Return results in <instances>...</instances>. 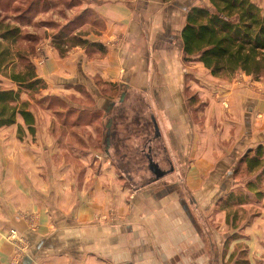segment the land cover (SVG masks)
<instances>
[{
    "label": "crops",
    "instance_id": "crops-1",
    "mask_svg": "<svg viewBox=\"0 0 264 264\" xmlns=\"http://www.w3.org/2000/svg\"><path fill=\"white\" fill-rule=\"evenodd\" d=\"M209 5L85 0L103 21L89 46L40 47L32 63L46 87L20 97L34 123L0 128V264L13 258L12 230L27 248L18 264H229L234 247L224 236L220 253L217 231L233 200L264 187V158L250 169L264 147V80L185 62L188 15ZM55 101L85 102V129L67 127ZM262 198L251 264L264 256Z\"/></svg>",
    "mask_w": 264,
    "mask_h": 264
},
{
    "label": "trees",
    "instance_id": "trees-1",
    "mask_svg": "<svg viewBox=\"0 0 264 264\" xmlns=\"http://www.w3.org/2000/svg\"><path fill=\"white\" fill-rule=\"evenodd\" d=\"M209 2L208 7L195 8L188 15L182 32L185 62L196 59L214 77L244 72L260 80L264 77V10L250 0ZM32 3L25 11L0 6V75L8 77L19 88L17 91L0 88V128L16 124L18 116L27 125H33L29 104L21 101V93L34 94L46 87L37 78L32 63L37 55L38 38L25 33L20 26L30 13ZM79 35L67 40L71 48L89 46ZM20 42L25 46L21 48ZM19 61L25 63L23 71L11 72ZM263 153L264 147L257 150L250 160L255 165L250 169L260 165Z\"/></svg>",
    "mask_w": 264,
    "mask_h": 264
},
{
    "label": "rangeland",
    "instance_id": "rangeland-1",
    "mask_svg": "<svg viewBox=\"0 0 264 264\" xmlns=\"http://www.w3.org/2000/svg\"><path fill=\"white\" fill-rule=\"evenodd\" d=\"M250 1L258 6L257 0ZM31 2H33L31 11L26 15L25 21H23V24L20 26L23 28L25 33L34 34L38 38L37 49L45 43H49L51 47L59 51L60 55L64 56L72 49L67 41L69 38L80 34L79 36L86 40V36L99 34L102 30L103 21L99 18L95 11L85 10V0H0V6L7 5V8L10 10L16 8L20 11H25ZM19 44L21 48L25 46V43L20 42ZM191 61H196V59ZM42 62L43 61H40V63ZM188 63L189 62H187V64ZM24 67L25 63L19 61L16 63L15 67L11 68L10 71L18 73L23 71ZM237 73L232 76H235ZM222 75L229 76L228 74ZM253 79L255 81H261L264 80V77L260 80H256L255 78ZM0 83H3V81H0ZM0 88L5 89V87L1 86V84ZM37 93L29 94L31 95V98H35L33 96ZM53 103L54 105L58 104L60 109H62V112L60 113L62 117L60 119L67 127H75L74 125H76V127H82L85 129V102H81L80 107H75L80 108L81 112L79 113H73L75 108L73 110H69L64 104L56 103V101ZM99 130H101V128H99ZM94 147L100 148L99 144L94 145ZM262 157L264 158V153L262 154ZM242 174L244 175L245 172ZM241 178H243V176ZM244 183V185H246V182ZM254 186L256 190L259 191V195H257L258 198L256 195L252 196L243 194L244 197L239 204L236 203V200H233V205L230 207L227 218V226L224 225V227L219 228L217 231L216 236L219 241H223L224 243L220 253L223 252L224 256H226L224 250L226 241H224V236L228 238L225 249L229 250L231 246L234 247L229 264H251L249 261L251 253L249 248L250 240L247 235V226L254 218V215L260 212L259 208H257L255 204L259 199V201H261L264 195L263 186L258 188L256 185ZM242 203L253 204V206L241 208L238 205ZM13 249L14 255L9 264H12V261L16 260L15 258L20 252L15 247ZM20 249L25 250L27 248L20 246ZM24 252L25 251H22L18 255V262ZM256 264H264V256H262V261Z\"/></svg>",
    "mask_w": 264,
    "mask_h": 264
},
{
    "label": "built area",
    "instance_id": "built-area-1",
    "mask_svg": "<svg viewBox=\"0 0 264 264\" xmlns=\"http://www.w3.org/2000/svg\"><path fill=\"white\" fill-rule=\"evenodd\" d=\"M38 54L41 53V48L37 49ZM6 239L7 241L11 242L13 244V246L18 249L20 252L24 251V249H20V241L18 238V234L15 230L10 231L7 235H6ZM20 252L17 254V257L15 258V261H12V264H18V255L20 254Z\"/></svg>",
    "mask_w": 264,
    "mask_h": 264
},
{
    "label": "water",
    "instance_id": "water-1",
    "mask_svg": "<svg viewBox=\"0 0 264 264\" xmlns=\"http://www.w3.org/2000/svg\"><path fill=\"white\" fill-rule=\"evenodd\" d=\"M106 140H108L107 137H106ZM151 170L156 174L157 178H161L162 176L165 175L163 172H161V171L157 168V166H153V164L151 165Z\"/></svg>",
    "mask_w": 264,
    "mask_h": 264
}]
</instances>
